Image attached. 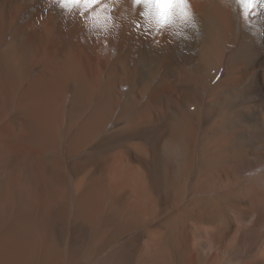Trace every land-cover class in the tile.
Wrapping results in <instances>:
<instances>
[{
  "label": "bare ground",
  "instance_id": "1",
  "mask_svg": "<svg viewBox=\"0 0 264 264\" xmlns=\"http://www.w3.org/2000/svg\"><path fill=\"white\" fill-rule=\"evenodd\" d=\"M173 12L0 0V264H264V0Z\"/></svg>",
  "mask_w": 264,
  "mask_h": 264
},
{
  "label": "snow or ice",
  "instance_id": "2",
  "mask_svg": "<svg viewBox=\"0 0 264 264\" xmlns=\"http://www.w3.org/2000/svg\"><path fill=\"white\" fill-rule=\"evenodd\" d=\"M98 0H60L61 4L78 6L81 4L95 5ZM136 5H153L156 9L157 23L163 28L169 26L175 19L173 9L178 3H186V0H132ZM251 11L257 0H240Z\"/></svg>",
  "mask_w": 264,
  "mask_h": 264
},
{
  "label": "rangeland",
  "instance_id": "3",
  "mask_svg": "<svg viewBox=\"0 0 264 264\" xmlns=\"http://www.w3.org/2000/svg\"><path fill=\"white\" fill-rule=\"evenodd\" d=\"M84 39V40H83ZM79 41L81 42V43H85L86 41H85V38L82 36V34L80 33L79 34ZM104 43V42H103ZM100 49V50H99ZM98 50L102 53V57L104 58L105 56V54H103V52L104 53H106L107 52V49H104V51H103V49H101V48H99ZM112 53H114V49H112L111 50V54ZM216 80V79H215ZM126 88V87H125ZM255 172H260V167H258V168H256V170H255ZM246 174H248V172L246 173ZM254 208H255V206H254Z\"/></svg>",
  "mask_w": 264,
  "mask_h": 264
}]
</instances>
